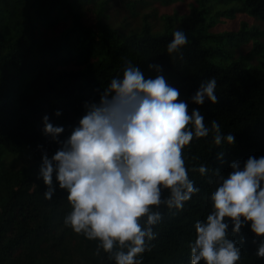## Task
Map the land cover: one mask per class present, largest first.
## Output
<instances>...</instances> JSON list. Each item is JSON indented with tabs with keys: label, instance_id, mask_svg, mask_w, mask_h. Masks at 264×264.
<instances>
[{
	"label": "trees",
	"instance_id": "16d2710c",
	"mask_svg": "<svg viewBox=\"0 0 264 264\" xmlns=\"http://www.w3.org/2000/svg\"><path fill=\"white\" fill-rule=\"evenodd\" d=\"M97 1L0 0V264H115L102 250L95 255L98 241L88 240L64 224L71 211L67 192L59 189L54 173L56 191L51 199H45L39 168L42 154L46 151L51 158L60 147L43 133L42 117L47 115L54 126L64 127L58 139H66L85 115V104L99 101L111 79L122 76L126 61L137 66L145 79L164 75L179 90V99L188 103L189 114L198 108L206 126L215 119L222 135L235 137L233 144L224 141L217 146L209 134L193 138L183 148L189 179L200 192L181 210L160 207L162 219L153 226L156 238L150 242V251L138 257L142 264H191L195 223L206 220L212 211L210 196L216 185L208 182L213 178L211 169L227 175L234 161L243 167L250 156L264 157L262 44L252 43L241 60L217 66L210 62L217 52L203 47L206 32L214 23H205V14L212 10L208 5L211 0H195L187 14L165 15L160 32H153L147 20L136 29L116 23L100 6L94 11ZM132 1L142 7L176 0ZM238 1L239 13L264 25V0ZM235 11L227 9L215 15L228 16ZM90 12L94 22L86 25ZM246 27L240 23L237 31L216 38L257 37L258 29L246 31ZM178 28L188 37L182 59L167 53V44ZM256 56L260 58L257 64L246 67L244 61ZM149 65H159L161 71ZM213 77L217 103L207 99L202 105L193 103L191 97L200 84ZM17 154H25L32 163L12 169L5 157ZM201 165L210 168L208 175L193 170ZM226 222L230 238L241 248L236 264H264V258L255 255L264 237L251 232L250 222L233 235L231 222Z\"/></svg>",
	"mask_w": 264,
	"mask_h": 264
},
{
	"label": "clouds",
	"instance_id": "9594fccd",
	"mask_svg": "<svg viewBox=\"0 0 264 264\" xmlns=\"http://www.w3.org/2000/svg\"><path fill=\"white\" fill-rule=\"evenodd\" d=\"M187 44L185 31L178 28L167 44V53L182 59ZM149 67L161 71L159 65ZM216 89V79H208L191 101L202 105L207 99L215 104ZM179 96L164 75L145 79L137 66L126 61L122 76L111 79L99 101L85 104V115L66 139H58L64 127L54 126L47 115L42 117L43 133L60 145L51 158L46 151L41 157L44 198L51 199L56 191L55 173L71 206L64 224L98 241L95 255L102 250L115 264H142L138 257L150 251V242L156 238L153 226L162 219L160 207L181 210L200 192L189 179L183 148L193 138L209 134L217 146L235 142L231 133L222 135L215 119L206 126L198 108L189 114L188 103ZM230 168L227 175L211 169L213 178L208 182L216 185L210 196L212 211L206 220L195 223L191 264H236L240 260L241 248L230 238L226 221L231 222L233 235L250 222L251 232L264 237V157L250 156L243 167L234 161ZM193 170L206 176L210 168L201 165ZM255 255L264 258V239L257 244Z\"/></svg>",
	"mask_w": 264,
	"mask_h": 264
},
{
	"label": "rangeland",
	"instance_id": "374dc122",
	"mask_svg": "<svg viewBox=\"0 0 264 264\" xmlns=\"http://www.w3.org/2000/svg\"><path fill=\"white\" fill-rule=\"evenodd\" d=\"M132 0H98L97 4L93 5L94 11L99 9L104 10L105 15L109 16L116 23L123 22L127 28H139L144 20L150 25L153 32H160L164 26V16L177 14L178 16L187 14L192 5H195V0H176L168 5L150 4L139 7V4L132 3ZM129 3L132 4L133 12ZM208 5L212 7L211 12L205 14V23H213V27L206 33V38L203 47L211 49L217 53L210 59V62L217 66H225L232 61L241 60L250 52L252 43H260L264 46V25L260 22L253 21L250 17L239 13L241 3L238 0H227L226 2H217L211 0ZM227 9H237L228 16L215 15L219 11ZM86 25H91L94 22L92 12L84 20ZM240 23H246V31L258 29L257 37L248 34L243 38H216L217 35L237 31ZM260 58L252 57L244 61L246 67H252L257 64ZM5 162L12 169H18L23 165L31 164V160L25 154H17L5 157Z\"/></svg>",
	"mask_w": 264,
	"mask_h": 264
}]
</instances>
